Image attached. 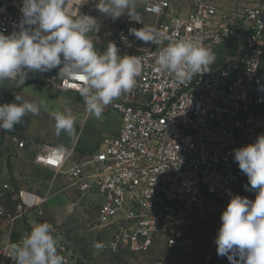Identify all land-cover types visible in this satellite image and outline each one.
<instances>
[{
	"label": "built area",
	"instance_id": "built-area-1",
	"mask_svg": "<svg viewBox=\"0 0 264 264\" xmlns=\"http://www.w3.org/2000/svg\"><path fill=\"white\" fill-rule=\"evenodd\" d=\"M95 1L67 0L66 11L94 16ZM21 6L22 0H0V31L18 30ZM137 11L144 24L167 39L142 44L134 55L143 62L135 87L107 106L121 118L118 136L69 168L72 151L55 146H43L32 162L66 174L82 194L97 196L103 250L116 253L127 247L145 253L165 241L183 252L180 264H196L195 241L186 230L201 220L213 231V217H221L230 198L246 197L239 190L233 152L247 137L264 134V6L227 15L201 0L186 16H176L171 0H144ZM123 17L108 31L120 51L133 46L129 28L143 27ZM187 38L199 39L215 59L210 71L181 84L171 73L157 72L156 59L169 43ZM57 72L41 73L40 79L53 92L78 93L77 82L62 81ZM10 139L19 150L27 145L18 136ZM13 194L19 214L41 213L39 196L23 190ZM0 218L13 215L0 207ZM12 247H0V264H14Z\"/></svg>",
	"mask_w": 264,
	"mask_h": 264
},
{
	"label": "clouds",
	"instance_id": "clouds-1",
	"mask_svg": "<svg viewBox=\"0 0 264 264\" xmlns=\"http://www.w3.org/2000/svg\"><path fill=\"white\" fill-rule=\"evenodd\" d=\"M67 0H22V19L18 30L0 31V84L12 81L23 86L29 73H48L58 69L62 81L77 82L85 111L100 119L105 108L122 94L130 92L142 74L143 62L134 55H120L115 43L98 51L90 33L98 31V20L89 14L69 15ZM95 9L112 20L127 15L143 27L129 28V35L144 44L167 39L154 26L146 25L135 0H97ZM213 52L197 38L169 43L156 59V71L174 75L178 83H190L198 74L210 71ZM40 106L15 95L11 103L0 104V131L10 132L28 114L39 115ZM55 133L75 135V120L70 113L55 112ZM233 159L248 180L246 190L255 199L233 195L221 214L215 238L217 255L230 264H264V134L255 142L234 149ZM55 229L38 223L19 244L13 245L14 264H65L58 252ZM96 249L103 244L95 242Z\"/></svg>",
	"mask_w": 264,
	"mask_h": 264
},
{
	"label": "crops",
	"instance_id": "crops-1",
	"mask_svg": "<svg viewBox=\"0 0 264 264\" xmlns=\"http://www.w3.org/2000/svg\"><path fill=\"white\" fill-rule=\"evenodd\" d=\"M110 29L98 24V31L89 34L98 51L105 50L112 42L108 34ZM129 51L127 48L119 54L130 55ZM40 75L39 72L29 73L23 86H17L12 81L0 84V104L11 103L15 95H19L21 102H35L40 106L39 115L28 114L14 130L0 131V207L13 215L10 220L0 218V247L19 244L34 226L47 222L55 229L53 234L58 241L59 254L68 256V264H79L82 260L74 250L75 243H94L96 234L100 232L96 225L97 196L82 194L66 174L33 164L32 161L43 146H55L72 151L66 168L72 167L80 162L83 155L95 152L105 140L118 136L121 118L108 107L100 119L94 118L85 111L84 100L79 93L53 92L41 81ZM68 108L73 110L71 115L75 120V135L69 137L61 133L57 136L52 114L67 113ZM12 135L26 140V147L17 149L11 142ZM7 185L9 189L5 188ZM14 190L39 196L42 199L41 213L33 209L19 214Z\"/></svg>",
	"mask_w": 264,
	"mask_h": 264
},
{
	"label": "rangeland",
	"instance_id": "rangeland-1",
	"mask_svg": "<svg viewBox=\"0 0 264 264\" xmlns=\"http://www.w3.org/2000/svg\"><path fill=\"white\" fill-rule=\"evenodd\" d=\"M201 0H171L172 11L176 16H186L191 12L196 2ZM203 2L213 3L218 5L221 12H225L227 15L231 14L234 10L244 9L245 7L253 5L264 6V0H202ZM95 1L92 9L95 10V17L98 20L99 25H103L108 28H115L123 21V16L112 20L100 14L95 9ZM144 0H135V6L137 10H142ZM134 45L128 47L130 49V55L138 53L143 42L135 40V37H131ZM259 135L249 136L242 142L237 148L245 146L247 144L255 142ZM235 171L239 177V190L249 199H255V193L246 190L248 185L247 177L239 169L238 163L234 161ZM213 221L215 226L213 231H209L205 224L201 220H196L188 227L186 234L195 241V259L196 264H206L208 261L213 264H230L226 256L217 255V245L215 244V238L218 230L221 226L220 216H214ZM96 234L95 242H101L105 244V232H98ZM82 245L75 243L74 250L80 256L83 264H180L184 254L183 252L169 247L165 241L157 242L154 247L145 253H135L130 251L127 247H122L118 252L105 251L102 248L96 249L93 245Z\"/></svg>",
	"mask_w": 264,
	"mask_h": 264
},
{
	"label": "trees",
	"instance_id": "trees-1",
	"mask_svg": "<svg viewBox=\"0 0 264 264\" xmlns=\"http://www.w3.org/2000/svg\"><path fill=\"white\" fill-rule=\"evenodd\" d=\"M79 264H82V263H79Z\"/></svg>",
	"mask_w": 264,
	"mask_h": 264
}]
</instances>
